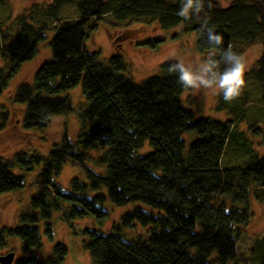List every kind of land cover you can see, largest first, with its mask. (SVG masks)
Listing matches in <instances>:
<instances>
[{
	"label": "trees",
	"instance_id": "16d2710c",
	"mask_svg": "<svg viewBox=\"0 0 264 264\" xmlns=\"http://www.w3.org/2000/svg\"><path fill=\"white\" fill-rule=\"evenodd\" d=\"M225 1L223 5L212 0L208 9L205 0V13L190 21L177 14L180 0H52L45 6L33 4L9 22L0 20V95L22 64L36 55L47 29L55 30L49 43L51 58L36 70L33 83L19 84L12 95V102L21 106L23 127L43 131L59 115L76 112L78 118L75 138L64 131L47 155L25 150L0 154V194L29 185L35 190L19 211L18 224L0 232V249L6 246V231L21 241L27 256L15 264H64L68 249L62 243H56L44 261L33 251L41 245L42 222L53 237L56 212L84 237L93 264H250V259L264 264V235L249 245L251 258L237 248L250 221V196L264 204V158L245 167L221 166L238 117L194 119L183 105L186 89L175 74L167 73L171 59L160 64V74L138 83L119 73L125 68L119 44L110 65L86 46L89 29L107 15L117 22L153 18L164 29L182 25L186 33H196L205 56L213 50L199 34L205 18L223 35L225 48L231 43L241 54L253 42L264 44V0ZM8 2L0 0L2 5ZM69 6L76 8L77 17L61 18L62 9ZM10 23L17 31L8 29ZM246 77L261 87L264 103V49ZM78 85L87 103H80L76 111L71 97L62 93ZM246 104L247 100L242 107ZM237 105L218 102L216 107L231 112ZM8 120V112L0 110V130ZM184 132L196 135L188 148ZM147 141L151 151L136 154ZM65 162L86 171L85 182L71 180V191L56 181ZM16 167L24 174H15ZM107 199L116 205L140 200L162 212L136 207L106 232L101 226L108 218L103 207ZM78 219H92L97 226L78 232L74 225ZM137 223L149 227L147 237L125 239L120 227Z\"/></svg>",
	"mask_w": 264,
	"mask_h": 264
},
{
	"label": "rangeland",
	"instance_id": "374dc122",
	"mask_svg": "<svg viewBox=\"0 0 264 264\" xmlns=\"http://www.w3.org/2000/svg\"><path fill=\"white\" fill-rule=\"evenodd\" d=\"M51 1L9 0L7 5L0 4V20L9 22L33 4H44L45 6ZM218 1L223 5L227 3L225 0ZM60 14L61 18H74L78 15L74 6L64 7ZM8 29L11 32L17 31V27L13 23L9 24ZM121 32H123L122 36L117 39V34ZM54 34V29H47L46 37L37 43L36 55L22 64L17 74L8 82L0 95V110L7 111L9 114V120L5 127L0 130V154L4 156H10L13 152L20 150H25L29 154L47 155L53 143L60 139L64 131H67L72 139L76 136L78 127L76 112L54 117L43 131L26 130L21 122V106L12 102V95L16 87L21 83H33L36 70L51 58L49 43ZM117 45L125 66L119 70V73L138 83L160 74V64L170 59L173 52L176 54V59L183 60L186 65L193 67L207 57L198 49L195 32L186 33L182 25L164 29L153 18L117 22L111 15H107L97 22L95 28L89 29V36L86 40L87 49L91 52L97 51L99 60L103 64L110 65V58L117 52ZM263 49L264 44L261 41L253 42L244 48L241 54L245 57L249 70L255 65ZM0 64H3L1 57ZM245 79L246 87L242 95L231 103L226 102L229 105L238 104L235 107L238 112L235 110L229 112L217 108L218 102L225 101L210 91L193 92L186 89L182 94L183 105L192 111L194 119L211 117L218 121H226L238 117L232 138L226 144L221 159V166L224 168L245 167L264 158V103L261 102V87L251 77L245 76ZM245 94H247V99ZM62 95L71 97L76 111H78L80 103L83 106L87 103L80 85L62 93ZM246 100L247 104L242 107V103ZM195 137L196 135L193 133L184 132L183 138L187 148ZM150 151L151 147L147 141L142 148L136 151V154L144 155ZM89 166L93 167L91 164ZM12 170L15 174H24L20 168L16 167ZM36 173L37 171H34L27 175V180H33ZM74 177L85 182L87 180L85 169L73 165L71 162H65L60 174L56 176V181L63 188L71 191V180ZM34 191L33 187L29 185L21 191L0 194V232L3 228H12L18 224V213L21 209L26 208L29 197ZM248 206L251 212L250 221L245 227V233L238 241L237 248L239 253L251 258L249 245L254 238L264 235V204L251 195ZM103 207L108 212V218L101 228L106 232L112 231L113 225L119 226L122 215L136 207H141L154 214L162 212L140 200L116 205L107 199ZM239 207H243V205H239ZM74 225L78 232H81L85 226H97L92 219H78ZM148 229V226L139 223L134 227H120L121 234L127 240L135 239L138 236L147 237ZM73 231L70 225L60 219L59 212H56L53 218V237L50 238L45 232V224L42 222L40 227L41 245L33 248V251L41 261H44L52 252L53 246L56 243H62L68 249L64 264H93L88 251L83 246L84 237L81 233L75 234ZM5 238L6 246L0 249V256L14 252L15 256L10 264H15L16 260L27 256L22 250V244L18 237L9 235L6 231ZM250 261V264H257L252 262V259ZM229 264L238 263L230 262Z\"/></svg>",
	"mask_w": 264,
	"mask_h": 264
},
{
	"label": "clouds",
	"instance_id": "9594fccd",
	"mask_svg": "<svg viewBox=\"0 0 264 264\" xmlns=\"http://www.w3.org/2000/svg\"><path fill=\"white\" fill-rule=\"evenodd\" d=\"M212 7V0H207V8ZM202 13H205V0H180L177 14L185 21H190L193 16L199 19ZM199 34L206 36L213 50L195 67L176 59L173 52L170 55L173 62L169 64L167 73L175 74L177 83L184 89L210 91L214 95H222L225 102L231 103L242 95L246 87L245 76L249 69L245 57L235 51L231 43L224 47L223 35L209 25L207 18L201 23ZM216 50H219V57ZM221 65H224L223 70Z\"/></svg>",
	"mask_w": 264,
	"mask_h": 264
},
{
	"label": "water",
	"instance_id": "95a60500",
	"mask_svg": "<svg viewBox=\"0 0 264 264\" xmlns=\"http://www.w3.org/2000/svg\"><path fill=\"white\" fill-rule=\"evenodd\" d=\"M15 253L9 252L6 255L0 256V264H10L14 259Z\"/></svg>",
	"mask_w": 264,
	"mask_h": 264
}]
</instances>
